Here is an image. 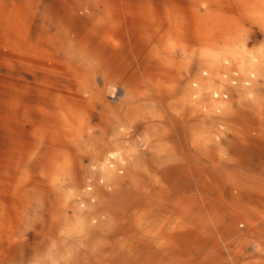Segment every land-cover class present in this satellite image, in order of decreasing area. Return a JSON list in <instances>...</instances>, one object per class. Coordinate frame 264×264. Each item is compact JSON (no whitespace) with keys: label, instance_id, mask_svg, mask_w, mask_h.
<instances>
[{"label":"rangeland","instance_id":"374dc122","mask_svg":"<svg viewBox=\"0 0 264 264\" xmlns=\"http://www.w3.org/2000/svg\"><path fill=\"white\" fill-rule=\"evenodd\" d=\"M0 264H264V0H0Z\"/></svg>","mask_w":264,"mask_h":264},{"label":"bare ground","instance_id":"6f19581e","mask_svg":"<svg viewBox=\"0 0 264 264\" xmlns=\"http://www.w3.org/2000/svg\"><path fill=\"white\" fill-rule=\"evenodd\" d=\"M174 31L175 32H172V31H168L167 32V34H166V36H168V38H171V36H173V33L174 34H176V35H181L182 34V31H181V29H174ZM196 38H197V40H199L201 37H200V34L199 33H197L196 34ZM174 39V38H173ZM176 39H178V38H176ZM114 46H116V44H114ZM61 226V225H60ZM59 225H58V227H60ZM54 231V230H53ZM66 231L68 232V233H70L71 232V226L70 225H68L67 227H66ZM55 240V239H54ZM58 240V239H57ZM67 241H68V238L66 239ZM67 244V243H66Z\"/></svg>","mask_w":264,"mask_h":264}]
</instances>
